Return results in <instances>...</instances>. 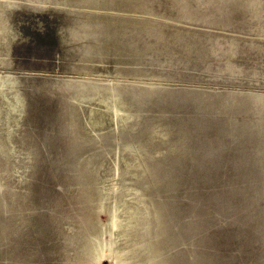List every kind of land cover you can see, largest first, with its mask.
<instances>
[{
  "label": "rangeland",
  "instance_id": "1",
  "mask_svg": "<svg viewBox=\"0 0 264 264\" xmlns=\"http://www.w3.org/2000/svg\"><path fill=\"white\" fill-rule=\"evenodd\" d=\"M0 264H264V0H0Z\"/></svg>",
  "mask_w": 264,
  "mask_h": 264
}]
</instances>
